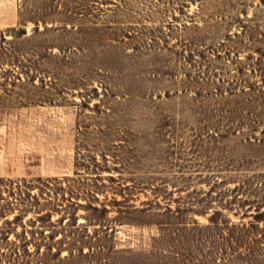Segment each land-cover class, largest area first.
I'll return each mask as SVG.
<instances>
[{
  "label": "rangeland",
  "instance_id": "rangeland-1",
  "mask_svg": "<svg viewBox=\"0 0 264 264\" xmlns=\"http://www.w3.org/2000/svg\"><path fill=\"white\" fill-rule=\"evenodd\" d=\"M5 147L0 264H264V0H0Z\"/></svg>",
  "mask_w": 264,
  "mask_h": 264
},
{
  "label": "crops",
  "instance_id": "crops-1",
  "mask_svg": "<svg viewBox=\"0 0 264 264\" xmlns=\"http://www.w3.org/2000/svg\"><path fill=\"white\" fill-rule=\"evenodd\" d=\"M46 145V144H45ZM46 147V146H45ZM12 148H8L6 150L3 149V152L0 154V176H18V177H24L27 176L31 171L35 170L37 171L36 175H40V171L42 169L46 170L48 173H52L51 170L54 169V164L51 163L50 160L45 158L44 160H41V164L39 163H32V152L30 153L31 159L29 157L25 156H19L18 154V148H15V150H12V153L14 154H9ZM35 152L38 153L39 155L41 152L39 151V148H35ZM44 151V150H43ZM7 152V153H6ZM17 152V153H16ZM34 154V157L38 160L39 157L38 155ZM69 158V157H67ZM43 163V164H42ZM54 173V172H53ZM42 174V173H41Z\"/></svg>",
  "mask_w": 264,
  "mask_h": 264
}]
</instances>
